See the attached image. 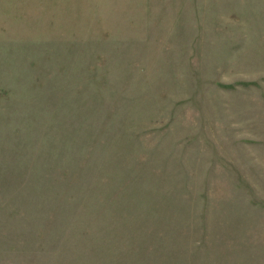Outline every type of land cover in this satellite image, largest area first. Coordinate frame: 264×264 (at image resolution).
Instances as JSON below:
<instances>
[{"label": "rangeland", "instance_id": "rangeland-1", "mask_svg": "<svg viewBox=\"0 0 264 264\" xmlns=\"http://www.w3.org/2000/svg\"><path fill=\"white\" fill-rule=\"evenodd\" d=\"M13 6L0 264H264V0Z\"/></svg>", "mask_w": 264, "mask_h": 264}, {"label": "crops", "instance_id": "crops-1", "mask_svg": "<svg viewBox=\"0 0 264 264\" xmlns=\"http://www.w3.org/2000/svg\"><path fill=\"white\" fill-rule=\"evenodd\" d=\"M43 1V0H42ZM15 0H0V29L1 30H6L8 28V23L10 19H14L15 11L14 10V5ZM3 39L9 38L6 37L4 33H2Z\"/></svg>", "mask_w": 264, "mask_h": 264}]
</instances>
